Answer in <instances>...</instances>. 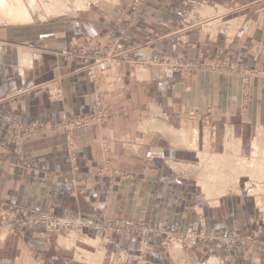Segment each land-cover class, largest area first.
<instances>
[{"label": "crops", "instance_id": "obj_1", "mask_svg": "<svg viewBox=\"0 0 264 264\" xmlns=\"http://www.w3.org/2000/svg\"><path fill=\"white\" fill-rule=\"evenodd\" d=\"M199 6L242 8L233 36L186 29L185 14ZM88 10L89 19L71 22L0 18V215L19 205L82 223L64 236L40 226L11 233L0 244V264H228L218 245L168 249L162 237H148L143 246L136 236L100 229L106 221L264 241L255 200L230 193L209 207L185 174L196 148L225 153L231 132L246 154L264 128V78L242 79L248 70L264 71V0H94ZM120 24L130 61L91 82L81 60L62 51L100 49ZM151 59L206 66L183 75L137 65ZM212 61L236 69H212ZM97 91L105 125L50 131L19 146L9 141L13 124L51 126L89 114ZM230 264H264V254L234 246Z\"/></svg>", "mask_w": 264, "mask_h": 264}, {"label": "built area", "instance_id": "obj_2", "mask_svg": "<svg viewBox=\"0 0 264 264\" xmlns=\"http://www.w3.org/2000/svg\"><path fill=\"white\" fill-rule=\"evenodd\" d=\"M190 13L184 19L183 24L186 29L201 27L206 32H210V28L214 33L226 34L227 22L229 19H215L213 22L209 19H201L196 21L192 19ZM213 22V23H211ZM209 23L214 24L207 26ZM126 29L119 27L113 38L108 45L100 51H76L73 56L81 60V66L87 70L88 78L91 82L96 83L99 78L104 75L109 69L129 62L130 58L127 56L126 50ZM137 65H160L164 69L172 72L192 73L199 69L198 63L178 61L177 59H151L145 60ZM206 65L203 67L205 68ZM244 82L247 84L251 77L264 78V71H251L245 74ZM107 122L106 113L104 111L101 93L96 92V100L92 110L89 114L71 118L62 117L61 120L55 125H44L41 123H33L29 126H21L20 124H13L12 134L9 141L19 146L23 139L42 135L50 131H73L85 129L93 126H103ZM36 226L42 227L46 232L64 236L76 232L82 226V223L74 218H62L55 216L51 213L36 212L26 209L19 205H11L4 210L0 215V244L4 243L7 236L11 233H25L28 229ZM98 228V227H97ZM102 230L112 231L119 234H130L139 238L141 245L146 246L148 237H162L170 245H188L195 247L200 243H209L218 245V247L225 253L228 264L231 262V248L234 246H241L247 251L264 252V242L258 241L253 236H239V235H226L225 237L212 238L208 236L205 231L190 229L183 234L174 233L164 227H154L148 225H141L131 222H108L106 221ZM167 243H164L167 244ZM179 244V245H178Z\"/></svg>", "mask_w": 264, "mask_h": 264}, {"label": "bare ground", "instance_id": "obj_3", "mask_svg": "<svg viewBox=\"0 0 264 264\" xmlns=\"http://www.w3.org/2000/svg\"><path fill=\"white\" fill-rule=\"evenodd\" d=\"M86 5H88V2L85 3L84 0H74L72 2L70 0H0V18L2 19L3 17L4 18L3 20L9 23L10 22L17 24L20 22L38 23L46 19L57 18V17L60 18L62 14H65L67 12L78 13L80 12L81 9L83 10V7H85ZM23 70H25V68H23ZM161 124L163 123L161 122ZM258 138L259 139H256L253 144V148L250 155L251 160L249 159L250 157L248 159H244L239 154L240 153L239 143L237 145H232L233 143H231V145H228V147L226 148L228 149V151L226 150L228 153H223L221 155H215V156L214 155L210 156L209 154L205 156L204 154L203 160L204 159L208 160L205 161L207 162L208 173L204 174V178L205 180H207V184H205V188L206 190H208V192H212V194L214 193L213 195L217 194L216 188H219L218 186L221 184L222 186L224 185L222 187L225 190L224 194L225 193L227 194V192L235 193L236 191H239L240 188L239 183L240 181L242 182L243 178L247 180L252 179V181L258 180L257 182L258 184L260 183L264 184V133L260 132ZM210 171H213L212 174L210 173ZM201 180L200 182H202ZM210 187L211 188L213 187L215 190L211 189ZM246 189H247L246 190L247 195L250 194L251 196L252 194L257 196L263 193L259 191V190H263L260 188H257V190L254 188L255 190L254 189L252 190V188L248 187ZM259 203L260 206L263 208V214H264V200L259 199ZM211 204H213L212 201ZM212 207H214V205ZM80 255L82 256V258L80 259H82L85 262L91 260V258H89L88 256L85 255L83 256L82 254ZM213 263L214 262H210V264Z\"/></svg>", "mask_w": 264, "mask_h": 264}, {"label": "rangeland", "instance_id": "obj_4", "mask_svg": "<svg viewBox=\"0 0 264 264\" xmlns=\"http://www.w3.org/2000/svg\"><path fill=\"white\" fill-rule=\"evenodd\" d=\"M71 2L72 1H74V0H70ZM102 1H105V0H102ZM84 2L86 3V2H88V5H86L85 7H83V10L81 9L80 10V12H78V13H74V12H67V13H65V14H62V16L59 18H51V19H46V20H44V21H40V22H38V24H41V23H47V22H49V21H53V19H66L67 21H72V20H74V19H89V13H88V8H89V6H90V4H93L94 3V0H84ZM205 7L206 6H199L198 8H192L191 10H189L186 14H185V16H184V18L183 19H186V17L188 16V14L190 13V15H192V19H209V20H211V21H213V22H216V20L215 19H229L230 21H226L227 22V33L225 34V37H227V36H229V37H232L233 36V34H234V32H235V28H236V25L235 24H233V22H232V19H238V16L241 14H243V13H241V12H243V9L242 8H235V9H228V8H217V7H214L212 10H211V12H208V11H210V10H208V9H205ZM207 8V7H206ZM219 9V10H218ZM73 13V14H72ZM216 13V14H215ZM237 16V17H236ZM2 19H4L3 17H2ZM213 22H211V23H213ZM24 23H29V22H20V24H24ZM35 23H37V22H35ZM30 24V23H29ZM210 25H214V24H210ZM209 25V23H208V27L210 26ZM119 27H121V24L120 25H118V27H117V29L119 28ZM211 30H210V32H206L207 33V35H209V37L210 38H216L217 37V33H214V30H212V27H209ZM84 29H89V26H87V25H85L84 26ZM231 29V30H230ZM203 30V29H202ZM214 34V35H213ZM108 45V44H107ZM106 45V46H107ZM106 46H101L100 47V49L99 48H97V49H92V48H84V47H74V48H71V49H65V50H63L62 51V53H64V55H69L70 57L72 56V55H74L75 54V52L76 51H87V52H92V51H100V50H103ZM75 57V56H74ZM75 58H77V57H75ZM163 60V59H162ZM166 60H168V59H166ZM178 61H183L184 63H186L184 60H182V59H178ZM191 62V61H190ZM195 63H198V67H199V69H202V68H204L203 66L204 65H206V63H201L200 61H194ZM208 65H211V67H212V69L214 68V69H216V70H221V71H227L228 73H229V71L230 72H233L234 71V69H236L235 67H233V66H227V65H224V64H218V62L217 61H212L211 63H208ZM198 70V69H197ZM215 70V71H216ZM248 71H252V70H248ZM107 73V72H106ZM105 73V74H106ZM176 73H179V74H183V75H186V73H180V72H176ZM104 74V75H105ZM191 74V73H190ZM243 75H245V73L244 74H242V79H245L246 78V76L245 77H243ZM103 76V75H102ZM244 81V80H243ZM260 132H262V133H264V128H259V129H257V131H256V135H255V138H254V141H253V144H254V142H255V140L256 139H259L258 138V136H259V133ZM229 142H230V144H229ZM231 143H233L232 145H237L239 142H238V140H237V138H236V136L233 134V133H231V132H229L227 135H226V137H225V139H224V145H225V147H224V149H225V153H228L227 151H228V149H226L227 147H228V145H231ZM253 144H252V146L251 147H253ZM227 145V146H226ZM197 150V151H196ZM196 150H195V157L197 158V160H196V162L194 163V164H192V165H194V167H192V168H188V170L187 171H185V174L187 175V177H193V179H194V181H195V183H196V185H197V187L199 188V190H201V192H202V194L204 195V197L206 198V204L207 205H209V207H212L213 205H214V207H217V205H219V203H220V198H222V197H224V196H227V195H230V193H228L227 192V194L225 193L224 194V189L222 188L223 186L220 184L218 187L219 188H216V190H217V194H215V195H213L212 194V192H208V190H206V188H205V184H207V180H205V178H204V174L205 173H208V167H207V162H205V161H208L207 159H204L203 160V158H204V154H205V156H207L208 154L210 155V156H215V155H221V154H214V153H208V152H206V149L204 148L203 149V146L200 148V150L198 149V148H196ZM227 150V151H226ZM202 151V152H201ZM223 154V153H222ZM241 156H242V158H244V159H248L249 157H250V155H251V149H250V151H249V153H246V154H242L241 152L239 153ZM208 158V157H207ZM250 160H251V157L249 158ZM177 170H178V168H177ZM212 172L213 171H210V173L212 174ZM202 179V180H201ZM200 180L202 181V182H200ZM213 181V180H212ZM245 181V182H244ZM258 182V180L257 181H252V179L251 180H247V179H242V182L240 181V183H239V185H240V188H239V191H236L235 193H244V195L246 196V198H251V199H253V200H255V203H256V205H257V211H260V212H258L259 213V215H264L263 214V208L260 206V203H259V199H263L264 200V184L262 183H260V184H258L257 183ZM253 186V187H252ZM252 188V190L255 188L256 190H257V188H260V189H263V190H259V191H261V192H263L262 194H260V195H254V194H252V196L249 194V195H247V192H246V188ZM211 188V187H210ZM211 189H213V190H215L213 187L211 188ZM254 189V190H255ZM218 195H220V196H218ZM263 195V196H262ZM211 196V197H210ZM222 196V197H221ZM259 196V197H258ZM217 197V198H216ZM216 198V199H215ZM210 199V200H209ZM216 200V201H215ZM211 201H212V203L213 204H211ZM215 203V204H214ZM217 204V205H216ZM212 205V206H211ZM216 205V206H215ZM260 207V208H259ZM183 234V233H182ZM258 241H262V240H260L259 238H256ZM262 242H264V241H262ZM164 243H167V242H164ZM179 245V244H178ZM165 247H168V249H170V248H174V249H177V247L178 248H183L184 246H187V247H191V246H188V245H181L180 244V246H176V245H170V244H165L164 245ZM219 248V247H218ZM220 249V248H219ZM248 250V248H246V253H248L249 252V255L251 254V253H257V254H264V252H261V251H258V249L256 250V251H247ZM222 252H223V250H221ZM179 252V251H178ZM224 253V252H223ZM224 260L223 261H225V262H227V259H226V256H225V253H224ZM210 259L209 260H211V257H209ZM216 259V258H215ZM214 259V260H215ZM215 264H218L217 262H214Z\"/></svg>", "mask_w": 264, "mask_h": 264}]
</instances>
